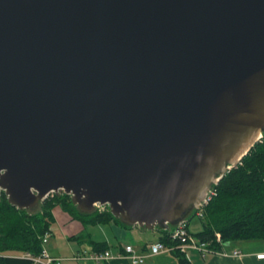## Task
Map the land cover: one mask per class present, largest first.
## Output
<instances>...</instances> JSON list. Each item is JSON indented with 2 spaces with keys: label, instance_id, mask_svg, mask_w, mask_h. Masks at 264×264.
I'll use <instances>...</instances> for the list:
<instances>
[{
  "label": "water",
  "instance_id": "water-1",
  "mask_svg": "<svg viewBox=\"0 0 264 264\" xmlns=\"http://www.w3.org/2000/svg\"><path fill=\"white\" fill-rule=\"evenodd\" d=\"M264 132V0H0V197L64 192L174 231Z\"/></svg>",
  "mask_w": 264,
  "mask_h": 264
},
{
  "label": "trees",
  "instance_id": "trees-1",
  "mask_svg": "<svg viewBox=\"0 0 264 264\" xmlns=\"http://www.w3.org/2000/svg\"><path fill=\"white\" fill-rule=\"evenodd\" d=\"M215 194L204 208L202 229L188 230L201 243L208 244L215 251L235 242H264V132L263 138L243 160L232 168L215 187ZM60 206L70 213L74 220L85 226L116 224L130 229L129 225L116 218L109 208L93 213L81 212L72 197L64 192L52 194L36 211L21 210L13 206L5 193L0 197V264H32L24 254L39 255L42 238L52 232L55 223L54 209ZM159 240L173 248L178 264H192L187 254L180 248V242L172 238V231L156 228ZM221 241L217 240V234ZM91 252L111 251L108 242L96 241L89 235ZM81 237L73 236L77 240ZM83 252V251H81ZM120 254L125 250L120 249ZM102 264H130L125 259L114 258Z\"/></svg>",
  "mask_w": 264,
  "mask_h": 264
},
{
  "label": "built area",
  "instance_id": "built-area-1",
  "mask_svg": "<svg viewBox=\"0 0 264 264\" xmlns=\"http://www.w3.org/2000/svg\"><path fill=\"white\" fill-rule=\"evenodd\" d=\"M215 191L209 196L206 202L197 211V217L203 218L204 208L211 200ZM106 208L99 207V211H103ZM188 222L181 223L173 232L172 238L180 242V248L187 254L188 250L198 251L203 257L210 254H221L222 251H215L209 248L208 244L201 243L195 236H193L188 230ZM52 237V232L46 233L42 238V251L39 255L35 256L30 253L24 254V258L30 260L32 264H65L66 262H87L93 261L98 264H102L105 261L112 260L114 258L125 259L129 261L130 264H146L147 260L163 253H171L173 248L167 246L161 241H157L147 245L143 250L136 248L134 245H126L124 250L125 254L114 255L111 251L106 250L103 252H78L73 254L71 257H60L54 256L50 249V240ZM217 240L221 241V235L217 234ZM233 256H242V253L238 250L233 252ZM260 257H264L261 255ZM189 258V256H188Z\"/></svg>",
  "mask_w": 264,
  "mask_h": 264
},
{
  "label": "crops",
  "instance_id": "crops-1",
  "mask_svg": "<svg viewBox=\"0 0 264 264\" xmlns=\"http://www.w3.org/2000/svg\"><path fill=\"white\" fill-rule=\"evenodd\" d=\"M56 218L57 217H55V219ZM55 225L52 227V234H53V228L55 227ZM70 225L72 226L74 225V229H77V228H79V230L82 229V226L80 222L78 221L72 220ZM108 226H111V232L113 233V240L105 239L102 242H108L111 246H113V249L111 250V252L114 255L119 254V250L120 249L123 250L126 245H134L136 248L143 250L147 245L151 244V243L144 242L143 239L140 238V235L138 232L140 230V227L138 226L130 230L126 228H122L113 223L108 224ZM154 231L157 232L156 230ZM74 236H76V234ZM159 236L155 242L159 240ZM90 250L91 249H88V251ZM236 250L240 251L242 253V256H239V257L233 256V252ZM51 253L54 256H62L56 252L51 251ZM187 253H188L189 259L191 260L192 264H264V257H260L261 255H264V242L231 243L227 245L226 247H224L223 253L210 254L206 257H203L198 251H195V250H188ZM64 257H68V256H64ZM69 263L70 264H98L93 261L69 262ZM146 264H178V260L171 252V253H163L159 256L150 258L147 260Z\"/></svg>",
  "mask_w": 264,
  "mask_h": 264
},
{
  "label": "rangeland",
  "instance_id": "rangeland-1",
  "mask_svg": "<svg viewBox=\"0 0 264 264\" xmlns=\"http://www.w3.org/2000/svg\"><path fill=\"white\" fill-rule=\"evenodd\" d=\"M54 215L57 217L55 219V227L53 228V234L51 237V244L49 245V249L52 252L59 253L60 257L68 256L71 257L73 254H76L81 251H88L91 248L89 244L90 234L91 237L96 241H104L105 239L113 240V233L111 232V226L108 225H99L96 227L85 228L83 224H81L82 229L79 228L74 229V225H70L71 221H74V218L70 213L66 212L62 207L57 206L54 209ZM70 218H69V217ZM68 217V218H67ZM188 220H190L189 229L193 232L202 229V222L197 217L188 216ZM76 221V220H75ZM79 222V221H78ZM59 224V225H58ZM52 226V227H53ZM132 229V228H130ZM129 229V230H130ZM80 231V232H78ZM140 238L143 239L144 242L152 243L158 239L160 235L159 232H155L150 229H141L138 231ZM76 234V236L81 235V237L77 240L72 239V237ZM66 235V236H65ZM109 240V241H110ZM65 264H70L66 262Z\"/></svg>",
  "mask_w": 264,
  "mask_h": 264
}]
</instances>
